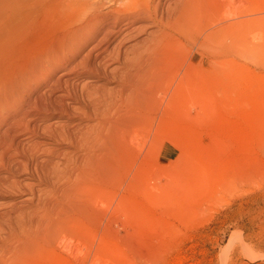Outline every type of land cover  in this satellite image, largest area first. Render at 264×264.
<instances>
[{"label":"rangeland","instance_id":"rangeland-1","mask_svg":"<svg viewBox=\"0 0 264 264\" xmlns=\"http://www.w3.org/2000/svg\"><path fill=\"white\" fill-rule=\"evenodd\" d=\"M64 1L8 51L9 80L23 83L25 101L0 116V264H264V19L245 23L239 39L232 21L238 10L264 16V0L217 5L210 21L172 30L171 50L155 63L156 19L181 0H118L113 8L142 16L107 41L106 21L75 54L56 38L93 9L73 12ZM222 16L229 34L205 38ZM48 48L58 67L25 80L27 56ZM150 63L158 69L147 78L162 71L164 80L123 91L124 72ZM80 184L95 189L86 205L73 193Z\"/></svg>","mask_w":264,"mask_h":264},{"label":"bare ground","instance_id":"bare-ground-1","mask_svg":"<svg viewBox=\"0 0 264 264\" xmlns=\"http://www.w3.org/2000/svg\"><path fill=\"white\" fill-rule=\"evenodd\" d=\"M58 0H0V116L2 115V113L4 112H7L11 109H14V106L16 105H21L24 103V99L21 98L20 99V88H21V85L23 83H21L20 81H18L16 78L13 80V81H10L9 79L11 78L10 77V71H11V68L9 66V62H8V51L9 49H11V47L15 44V42L17 41L18 38L22 37H27L30 34H33V32L35 30H37V28L39 27L40 25V22L41 21H45L47 20L48 18V10L51 9L53 6L56 7L55 5L59 4L60 0L58 3L55 4V2H57ZM64 1V0H62ZM66 3L65 5L68 6L69 10L70 11H73V12H77L79 13L78 11L80 10H83L85 6H90L93 11L84 18L83 21H81V23H79L78 25H74L73 28H71L70 30H68L64 36L66 37H69V38H56V41L59 43V46L60 48H63L64 52L66 53V50H70V51H75L76 49L78 48H81L86 44L88 43L90 40L94 39L92 38L93 36H96L98 34H96L100 28L101 25H104V23L106 21H111L112 22V28L109 30L107 28V33L106 31H104V33L106 34L105 38H103V40H108L110 39L109 37L112 36L116 31H117V28L119 27V25L123 22V21H128V22H133L134 21V17L136 16H139L141 17L142 15L139 14V13H129V11L125 12L126 9H118V8H113V5L115 2H117L118 0H111V5L110 7L108 8V10H103V1L102 0H65ZM64 1V2H65ZM228 1V2H227ZM244 0H181L180 2H178L176 4V9L174 11H168L169 14L167 15V17H162L160 19H156V21L158 22L159 24V28H160V34H159V37L156 40V42H153L154 45H152V49H148V46H147V49L148 50H152V56L150 54V59L151 57H153V61L151 60L150 62H153L155 63L156 61L160 60L159 58L160 57H163V55L166 53V51H170L171 50V46H173L174 44V37L177 36V35H174L173 31L172 30H175L176 32H179L178 34H182L183 32V35H184V31L185 29H188V28H192L195 24V26L199 25L203 20L207 19L210 21L212 17L211 13L213 11V9L215 10V6L217 5H221V6H225L227 4H229L231 7H234L235 10L237 11L240 7L242 8V6L244 5ZM62 3V2H61ZM60 3V4H61ZM59 4V5H60ZM63 4V3H62ZM64 5V4H63ZM228 5V6H229ZM229 6V7H230ZM246 6V5H245ZM214 7V8H213ZM130 8V7H129ZM213 8V9H212ZM233 8V10H234ZM144 12L145 13H151L152 9L150 6L148 7H144ZM231 9V8H230ZM244 9V7H243ZM138 10V9H137ZM142 10V9H141ZM140 11V10H138ZM143 11V10H142ZM239 12H234L235 14V19L232 20L233 21V24H235L234 26L236 27V38L239 39L238 37L239 36H242L240 34H243L242 33V27L245 23L247 22H250L254 19H261L263 18L264 19V16L262 15H258V16H255L253 18H242L243 15H239L241 13V11H244V10H238ZM125 12V13H124ZM130 12H133V11H130ZM219 12V11H218ZM227 12V11H225ZM233 12V11H232ZM128 13V14H127ZM154 13L156 14L157 13V7L154 9ZM148 14V15H149ZM224 14V17L226 15V13H222ZM232 14V13H231ZM218 15V14H216ZM220 15V13H219ZM256 15V14H255ZM40 16H43V18L40 20L39 17ZM50 16V15H49ZM80 16V15H79ZM151 16V14H150ZM211 16V17H210ZM230 16V15H229ZM229 16H226V18L228 19ZM254 16V15H253ZM73 17V16H72ZM78 17V16H77ZM224 17L222 16V18H220V20L218 19V23L216 25L217 26H214L216 28L214 29H211L213 27H211L208 31V29L206 30V33H205V38H211V37H214V36H219L218 38H223L225 36H227L229 34V30H230V27H231V22L230 20H226L224 19ZM249 17V16H247ZM80 18V17H79ZM157 18V17H156ZM205 18V19H204ZM81 19V18H80ZM230 19V18H229ZM231 19H233V16H231ZM262 19V20H263ZM79 20V19H78ZM255 21V20H254ZM66 22V21H65ZM78 22V21H77ZM204 22H202L203 24ZM106 24H108V22H106ZM208 24V23H207ZM109 25V24H108ZM201 25V24H200ZM207 26V25H206ZM107 27V26H106ZM246 27V26H245ZM245 27H243V29H245ZM104 28V27H103ZM250 28V27H249ZM41 29V28H40ZM101 30V31H102ZM33 31V32H32ZM39 31V30H37ZM100 31V30H99ZM187 31V30H186ZM208 31V32H207ZM32 32V33H31ZM189 32V31H188ZM235 32V31H234ZM233 32V33H234ZM102 33V32H101ZM83 34V37L84 38H78L80 35ZM96 34V35H95ZM199 34V33H198ZM204 34V33H203ZM63 35V33H62ZM202 35V34H201ZM245 35V34H244ZM181 36V35H180ZM178 36V37H180ZM189 36V35H188ZM238 36V37H237ZM182 37V36H181ZM184 37V36H183ZM243 37V36H242ZM186 38V36H185ZM230 38V37H229ZM235 38V37H233ZM244 38V37H243ZM97 39V38H96ZM180 39V38H179ZM101 40V38L99 39ZM154 40V41H155ZM171 41L173 42L172 45H171ZM178 41V40H176ZM170 42V43H169ZM179 42V41H178ZM181 42V41H180ZM204 41H202V44H203ZM232 42V41H231ZM236 42V40H235ZM105 43V42H104ZM165 43L166 46H165ZM205 43V42H204ZM214 43V42H213ZM223 43V42H222ZM227 43V42H226ZM239 44V40L238 42H236ZM170 46H169V45ZM151 45V44H150ZM149 45V46H150ZM170 48H168V46ZM224 45V44H223ZM207 46V45H206ZM95 47H97L95 45ZM99 47V46H98ZM167 47V49H166ZM222 47V46H221ZM228 47V46H227ZM227 47L224 46L223 49H227ZM235 47V46H234ZM175 48V47H174ZM238 48V47H237ZM241 48V47H240ZM205 49H208L205 47ZM232 49V48H231ZM60 49H58V53L61 54V51L59 52ZM220 50V49H219ZM228 50H230V47H228ZM234 50V49H233ZM237 50V49H236ZM243 50V49H242ZM92 51V50H91ZM210 51V49H209ZM225 51V50H224ZM239 51V50H238ZM54 52H57L55 51L53 48H48L46 50H39L37 54H34L33 57H30L31 55H28L27 58L25 59V63H24V69L26 68L28 73L30 74V76L28 77V79H25V80H30V78L32 77H38V76H41V75H45L47 76L51 71H53L54 68H57L58 66L56 65V61H55V57H54ZM80 52V51H79ZM100 52V51H99ZM212 52V51H211ZM223 52V51H222ZM70 55H71V52H69ZM145 53V52H144ZM148 53V52H147ZM146 53V54H147ZM210 53V52H209ZM57 54V53H56ZM68 54V53H67ZM75 54V52H74ZM77 54V53H76ZM79 54V53H78ZM139 54V53H138ZM141 54V53H140ZM143 54V53H142ZM163 54V55H162ZM214 54V53H213ZM226 54V53H225ZM238 54V53H237ZM242 54V53H241ZM66 55V54H65ZM73 55V54H72ZM71 55V56H72ZM90 55V54H89ZM145 55V54H144ZM240 55V54H239ZM56 56V55H55ZM61 56H63V53L61 54ZM70 56V57H71ZM91 56V55H90ZM166 56V55H165ZM164 56V57H165ZM58 57V56H57ZM60 57V55H59ZM66 57H69V56H66ZM74 57V56H73ZM142 59L143 55L140 56ZM61 58V57H60ZM63 58V57H62ZM90 58V57H89ZM149 58V57H148ZM145 57V59H148ZM168 58V57H167ZM66 59V58H65ZM86 59V58H85ZM148 59V60H150ZM166 59V57L164 58ZM69 60V59H68ZM130 60V59H129ZM137 60V59H136ZM163 60V58H162ZM61 61V60H60ZM63 61V60H62ZM66 61V60H64ZM164 61V62H163ZM161 61L162 63L160 62H157L158 64L160 63V69H164L162 67V65H164L163 63H165V60ZM83 62V61H82ZM144 62V61H142ZM147 62V61H146ZM55 63V64H54ZM64 63V62H63ZM85 63V62H84ZM149 63V62H148ZM190 63V62H189ZM59 64H62V63H58ZM67 64V63H66ZM65 64V65H66ZM131 64V63H130ZM151 64V63H150ZM139 64L136 65V67H139L138 66ZM144 65V64H143ZM141 65V66H143ZM148 65V64H147ZM153 64H151V66H149L150 68H148L146 66V68H138L139 70L138 71H135L134 73H130L127 68L124 72V81H123V85H122V88H123V91L124 90H127L130 88V85L132 84L133 85V89L135 90V93H140L142 92L145 88H144V83L147 80L151 79L149 81V83L152 81V79L156 78V80L158 81V77H160V74L162 75L161 77H163V74H162V71L161 73H159V75L157 74V69L158 67H156L155 65H153L154 67H156V76L154 74L155 77H152V78H147L149 75L148 73V70L147 69H153L154 67L152 66ZM63 66V65H62ZM94 66V65H93ZM159 66V65H158ZM90 67V66H89ZM127 67V66H126ZM129 67V66H128ZM94 68V67H93ZM125 68V67H124ZM133 68V67H132ZM135 68V66H134ZM191 68V67H190ZM188 68V69H190ZM131 69V67H130ZM145 69V70H144ZM56 70V69H55ZM132 70V69H131ZM154 71V72H155ZM159 71V70H158ZM53 74V73H52ZM147 74V75H146ZM177 74V73H176ZM179 74V73H178ZM177 74V75H178ZM181 74V73H180ZM184 74H187V73H184ZM183 74V75H184ZM182 75V74H181ZM44 76V77H45ZM175 76V74H174ZM180 76V75H178ZM185 77L187 75H184ZM182 76V77H184ZM43 77V76H42ZM46 78V77H45ZM49 78V77H47ZM158 78V79H157ZM165 77H163V79L160 78L161 81L164 80ZM176 78V76H175ZM173 78L172 81H175V80H179V77L178 78ZM175 79V80H174ZM181 79V78H180ZM184 81H189L188 78L187 80H184ZM155 82V81H153ZM160 82V81H159ZM159 82H157V84H153L151 83L152 85H156L154 87H160L162 86V84L160 85ZM177 82V81H176ZM162 83V82H161ZM187 83V82H186ZM185 83V84H186ZM175 84V82H174ZM178 84V88H174L172 89L173 91L174 90H177V92L174 93L171 91L170 94L173 95V96H170L169 97H172L175 99V97L177 98L178 96L182 95V86L180 83H177ZM176 84V86H177ZM150 85V84H149ZM151 85V86H152ZM160 85V86H159ZM172 85L173 87V84H170ZM181 88H180V86ZM185 86V85H184ZM186 86H188V84H186ZM185 86V87H186ZM171 87V86H170ZM169 87V88H170ZM182 90H180V89ZM95 89V88H94ZM98 89V88H97ZM97 89H95L97 91ZM150 89V87H149ZM93 90V89H92ZM180 91V92H179ZM95 92V91H94ZM110 91L107 92L104 91V93H101V94H104L105 97H107V93H109ZM98 93V92H97ZM96 93V94H97ZM146 93V92H145ZM179 93V94H178ZM95 94V93H93ZM100 93L97 94V97L98 95L100 96L101 95ZM110 94L112 93H109L108 95L110 96ZM142 94V93H141ZM149 95V93H147ZM154 94V93H153ZM169 94V93H168ZM176 94V95H175ZM89 95H91V93H89ZM103 95V96H104ZM112 97V96H111ZM168 97V98H169ZM104 98V97H103ZM102 98V99H103ZM105 99V98H104ZM112 99V98H111ZM155 99V98H154ZM99 100L101 101V98H99ZM107 99H105L104 101H106ZM109 100V99H108ZM173 99H170L169 101H171ZM113 101V100H112ZM153 101V100H152ZM150 102V100H149ZM112 103V102H111ZM46 107V106H45ZM163 107V106H162ZM166 108V107H165ZM168 108V107H167ZM162 113V112H161ZM164 113V112H163ZM162 113V114H163ZM9 115V113H7ZM10 115L12 116H16V112L14 113H11ZM68 134V131H63V134L62 135H67ZM7 140V137L3 139V141H6ZM91 162V166H95V160L90 158L89 160ZM60 165H63V163L59 162ZM65 165H63L64 167ZM77 171V174L78 176H81V177H87V180L88 178L91 176L94 175V173H91V174H88V171H84L82 170L80 167H78L76 169ZM67 174H69L67 172ZM91 178V177H90ZM74 188V187H73ZM75 193L76 195H82L83 197V205H86L87 202H89V198H84V196H87L88 194H91L95 191L94 188H90L89 186L85 185V184H80L78 187H75L74 188ZM68 190V189H67ZM69 192V191H68ZM72 193V194H73ZM74 195V194H73ZM86 210V209H84ZM87 213V212H86ZM92 218V217H91ZM66 236V235H65ZM71 238L68 240L67 239V236H66V239L68 240L66 242V245L68 247H73L75 245V240H74V237L73 235L70 236ZM65 238V237H64ZM64 240V239H63ZM79 242V241H78ZM77 242V243H78Z\"/></svg>","mask_w":264,"mask_h":264}]
</instances>
